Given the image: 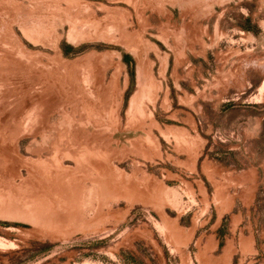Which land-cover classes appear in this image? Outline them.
I'll list each match as a JSON object with an SVG mask.
<instances>
[{"label":"rangeland","instance_id":"obj_1","mask_svg":"<svg viewBox=\"0 0 264 264\" xmlns=\"http://www.w3.org/2000/svg\"><path fill=\"white\" fill-rule=\"evenodd\" d=\"M0 57V264H264V0H0Z\"/></svg>","mask_w":264,"mask_h":264},{"label":"bare ground","instance_id":"obj_2","mask_svg":"<svg viewBox=\"0 0 264 264\" xmlns=\"http://www.w3.org/2000/svg\"><path fill=\"white\" fill-rule=\"evenodd\" d=\"M1 58V57H0ZM14 65V64H13ZM16 73V72H15ZM21 75V74H20ZM47 79V78H46ZM12 82V81H11ZM46 90V89H45ZM28 93V92H27ZM4 102V101H3ZM2 107V106H1ZM53 113V112H52ZM5 116V115H4ZM38 122V121H37ZM53 125V124H52ZM35 131V130H34ZM55 147V146H54ZM56 154V153H55ZM69 154V153H68ZM67 156V155H66ZM43 186V185H42Z\"/></svg>","mask_w":264,"mask_h":264},{"label":"crops","instance_id":"obj_3","mask_svg":"<svg viewBox=\"0 0 264 264\" xmlns=\"http://www.w3.org/2000/svg\"><path fill=\"white\" fill-rule=\"evenodd\" d=\"M234 181V180H233ZM235 181H237V180H235ZM253 186V185H252Z\"/></svg>","mask_w":264,"mask_h":264}]
</instances>
